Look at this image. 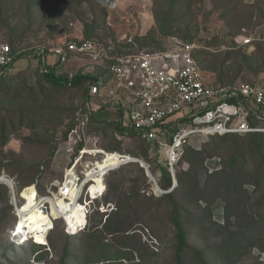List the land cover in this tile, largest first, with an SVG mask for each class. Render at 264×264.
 <instances>
[{
	"label": "rangeland",
	"instance_id": "rangeland-1",
	"mask_svg": "<svg viewBox=\"0 0 264 264\" xmlns=\"http://www.w3.org/2000/svg\"><path fill=\"white\" fill-rule=\"evenodd\" d=\"M136 1L147 0H0V39L8 41L16 54L23 52L8 73L0 76V175L12 179L16 194L14 202L7 178H1L0 264H61L64 248L85 241L83 231L87 229L101 230L102 237L117 243L115 248L127 243L131 255L124 264H175L176 231L170 202L163 198L174 191L183 205L188 243L206 264H264V184H253L260 179L252 177L250 166L258 159L250 137L189 138L175 167L176 185L171 179V187L165 188L156 148L138 134L119 137L112 121L117 108L105 111L107 107L94 102L97 113L86 120L87 82L56 87L42 78V57L51 55L43 56L42 50L76 35L85 37L87 23L93 25V36L109 38L108 11ZM149 1L155 35L142 39L141 47L161 50L171 37L198 42L201 48L196 59L218 85L264 78V0ZM167 20L169 35L161 30ZM242 34L254 35L252 48L237 46L234 39ZM86 67L84 59H72L53 68L71 77L86 72ZM241 148H246L245 155ZM81 149L97 153L85 154L79 168L86 161L98 163L105 152L106 159L118 155L141 159L161 191L140 163H123L106 175V192L92 204L85 230L67 240L63 222L57 219L45 239L44 227L52 225V217L40 207L44 221L35 233L41 239L16 245L10 232L22 213L29 210L36 193L40 197L56 191L54 183L63 179ZM235 154L239 157L233 179L230 166ZM128 197L131 200L124 205ZM57 204L64 208L65 202ZM102 205L106 212L100 210ZM80 209L76 207L77 218ZM109 215L126 225L111 234L102 225ZM46 241L47 245H40ZM85 250L83 260L71 264H110L102 261L93 243ZM193 254L186 252L189 262Z\"/></svg>",
	"mask_w": 264,
	"mask_h": 264
},
{
	"label": "built area",
	"instance_id": "built-area-1",
	"mask_svg": "<svg viewBox=\"0 0 264 264\" xmlns=\"http://www.w3.org/2000/svg\"><path fill=\"white\" fill-rule=\"evenodd\" d=\"M150 6L149 0L136 1L128 7L109 10L105 22L109 38L76 35L57 42L42 50L43 56L54 55L56 61L51 63L42 57L41 70L47 72L55 64L84 59L86 72L94 75L87 81L85 119L97 113L94 102L116 107L119 137L136 133L145 138L156 148L158 161L167 167L174 182L176 164L189 138L264 132V78L254 83L218 85L196 59L195 53L201 48L198 42L171 37L161 50L141 47V40L148 38L156 27ZM255 39L252 34H242L234 40L238 47L252 48ZM15 56L12 45L0 39V76L14 66ZM95 153L81 149L63 179L54 183L55 192L40 197L36 193L38 205L47 212H51L49 198L66 202L68 208L75 204L81 207L78 221L76 216H67L68 208H58L57 216L51 215V227H44L45 239L57 219L63 222L67 234L86 228L92 204L106 192V175L115 169L96 170L108 152L102 153L104 158L98 163L86 161L82 168L77 166L85 154ZM123 156L118 166L129 162L127 155ZM12 197L16 202L15 189ZM100 210L106 212V206L102 205ZM18 217L17 211V220ZM10 239L18 246L35 243L32 233L27 228L17 229L16 224ZM40 245H47V241Z\"/></svg>",
	"mask_w": 264,
	"mask_h": 264
},
{
	"label": "trees",
	"instance_id": "trees-1",
	"mask_svg": "<svg viewBox=\"0 0 264 264\" xmlns=\"http://www.w3.org/2000/svg\"><path fill=\"white\" fill-rule=\"evenodd\" d=\"M168 20L166 22L161 23V30L163 32L167 31V35H169V25H168ZM91 24L87 23L86 28H85V37L89 38L93 36L94 30H92ZM150 35L153 37L154 31L152 30L150 32ZM23 56V52H20L16 54L15 56V61L20 59ZM42 78L50 85L56 86V87H76L82 84L83 82H87L90 79L94 78L93 73L90 72H79L71 77L64 76L62 74H59L56 72V70L52 67L48 69L47 72H42ZM116 126V125H115ZM117 130L119 129L116 126ZM136 134V133H133ZM234 135L236 137H250L252 139V144L253 147L256 151V156L254 158L258 159L257 163H254L251 167L252 170V177L253 178H259L260 181L254 182V185L260 186L261 184H264V132H251L247 133L244 135L241 134H230ZM219 136V135H218ZM223 137V136H222ZM246 148H241L243 150V155L246 154L245 151ZM197 153V152H196ZM238 154H235L233 159L231 160L232 165L230 166L232 171V178L235 179V174H236V162L238 161ZM161 164V163H160ZM162 176L164 177L165 180V188H170L172 184V178L169 170L167 169L166 166L163 164L159 165ZM142 169V168H140ZM143 171V170H142ZM155 173V171H153ZM246 173V172H241ZM247 174V173H246ZM253 180V179H252ZM112 184V183H111ZM114 185V184H112ZM197 187V185H196ZM199 188V187H198ZM7 190L6 188H4ZM203 191V188H200V192ZM140 191H138V194ZM140 195V194H139ZM135 195V197L139 196ZM164 199L168 200L171 205V211H172V220H173V225L176 231L175 234V240H176V249H175V264H206L205 260L200 256L199 251L196 249L190 247L187 239V233L186 229L183 226L182 223V211H183V205L180 202L179 199L176 198V193L170 192L167 193L164 197ZM131 200L130 197L126 199V204L129 203ZM80 207V206H78ZM81 208V207H80ZM52 220V219H51ZM124 223V221H123ZM121 223L118 219L114 220L110 215L106 218L105 222L102 224L104 227H109L110 233L117 232L118 229L123 228V226L126 225V223ZM48 225V224H47ZM45 225V226H47ZM44 227V225H43ZM87 227V226H86ZM86 229V228H85ZM84 229V230H85ZM65 232V231H64ZM101 230H96V231H90V230H85L83 231V234L85 236V241H82L77 247L74 246L71 243L67 245V247L64 248V251L62 253V261L61 264H71V262H77L76 260L82 259V252L85 250V248L88 246L89 243H93L94 246H98L100 249V255L102 256L103 260L109 262L110 264H124L126 260L129 259L131 252L129 250V246L127 243H120L116 248L114 247V244L117 245V243L114 240L107 241L104 237L101 236ZM66 234L67 240L72 239V236H75L74 234ZM82 234V235H83ZM93 240V241H92ZM89 242V243H88ZM86 251V250H85ZM191 251L194 257V260L192 262H189L186 258V252ZM82 257V258H81ZM196 260V263L194 261ZM79 262V261H78ZM87 264V263H85Z\"/></svg>",
	"mask_w": 264,
	"mask_h": 264
},
{
	"label": "bare ground",
	"instance_id": "bare-ground-1",
	"mask_svg": "<svg viewBox=\"0 0 264 264\" xmlns=\"http://www.w3.org/2000/svg\"><path fill=\"white\" fill-rule=\"evenodd\" d=\"M119 158L117 156H113L112 158H109V159H106L102 162L99 163V166L96 170L98 171H106L112 167H115V165L118 166V164L121 163L123 157H121V155H118ZM125 157V156H124ZM128 159H133V156H127ZM5 176V175H4ZM1 178H7V180L9 181H4L6 182L7 184H10L12 183V179H10L9 177L5 176V177H2ZM3 180V179H2ZM176 181V180H175ZM14 184V183H13ZM155 185V184H154ZM37 200H38V197L37 195L34 197L32 203H31V206L29 208V210L27 212H23L22 213V216H21V220L20 222H18L16 225H17V229L18 228H27L28 231H30V233H32V237L35 239V240H40L41 238L37 239L36 237V233L35 231L37 230L36 228L41 226L43 224V221L42 220V216L41 214L39 213V209H40V206L38 205L37 203ZM50 202H51V212H47V209L46 208H43L44 211L48 214H51L53 216H57L58 214V208L59 207V204H57V202H55L52 198H49ZM68 204L65 202L64 204V208L63 209H67L68 208ZM76 207H77V204H75L74 206H70L68 209L70 210V212H68V217H72L74 218V215L76 214ZM27 215V216H26ZM19 216V215H18ZM19 219V217H18ZM80 218H77V221L79 220ZM51 227V226H49ZM48 227V228H49ZM35 229V230H34Z\"/></svg>",
	"mask_w": 264,
	"mask_h": 264
},
{
	"label": "water",
	"instance_id": "water-1",
	"mask_svg": "<svg viewBox=\"0 0 264 264\" xmlns=\"http://www.w3.org/2000/svg\"><path fill=\"white\" fill-rule=\"evenodd\" d=\"M129 161H134V162H138V163H140L141 167H143V168L145 169V172H146L147 176H148V177L154 182V184H155L156 187L159 189V191H161L160 188H159V185H158V183H157V181H156V179L154 178V176H153L151 170L149 169V166H148L144 161H142V160L139 159V158H133V159H131V160L129 159ZM2 181H3V180H2ZM175 183H176V181H174V185H173V187L176 185ZM8 185L10 186L12 192L14 193V185H13V183H10V184H8Z\"/></svg>",
	"mask_w": 264,
	"mask_h": 264
},
{
	"label": "crops",
	"instance_id": "crops-1",
	"mask_svg": "<svg viewBox=\"0 0 264 264\" xmlns=\"http://www.w3.org/2000/svg\"><path fill=\"white\" fill-rule=\"evenodd\" d=\"M51 63H54L55 61H56V58H55V56L54 55H50V57H48L47 58ZM57 64H55V66H56ZM54 66V67H55ZM108 108L109 107H107V108H103L102 110H105V111H107L108 110ZM116 108V107H115ZM102 110H99V111H102ZM117 114H118V112H117ZM114 123H115V121L114 120H112ZM116 125V124H115Z\"/></svg>",
	"mask_w": 264,
	"mask_h": 264
}]
</instances>
